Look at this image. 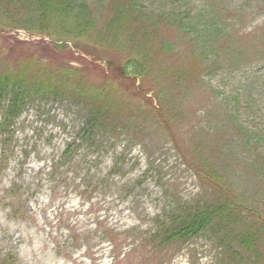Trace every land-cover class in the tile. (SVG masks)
<instances>
[{"label":"rangeland","instance_id":"1","mask_svg":"<svg viewBox=\"0 0 264 264\" xmlns=\"http://www.w3.org/2000/svg\"><path fill=\"white\" fill-rule=\"evenodd\" d=\"M208 1L137 3L144 13L171 9L191 13ZM104 2L117 0L68 3L90 5L99 29L108 15L107 10L98 12ZM224 2L221 6L231 12L243 11L237 19L238 36L230 38L240 36L239 46L245 42L241 37L264 24V0ZM17 19L25 17L10 19L8 25L17 26ZM74 19V13L62 15L48 30L62 34ZM0 20H6L2 13ZM156 29L163 35H157L151 47L163 39L178 54L184 51L180 39L169 36L176 37L173 29L163 24ZM14 31L0 35V72L28 59L42 70L46 67L42 56L64 64L70 61L76 69L89 72L79 79L88 99L100 93L99 67L104 65L94 62L92 52L84 51L82 44L80 55L52 54V58L36 43L42 39L51 44L53 39ZM17 41L26 43L14 46ZM253 42L237 54L215 55L214 67L202 72L199 82L188 79L187 92L173 103L180 116L173 121L172 133L182 147H200L241 208L261 214L263 221L256 225L264 238V35ZM156 57L158 62L160 56ZM73 83L69 89L79 95L81 88ZM105 89L112 90L107 103L108 119L118 126L114 134L91 131L86 141L81 135L80 142L76 132L84 123L86 107L71 92L30 103L7 132L0 133V262L10 257L14 264H221L217 238L225 235L223 228L216 233L212 227L188 242L160 250L148 243L149 235L180 209L197 202L219 206L222 198L198 180L141 97L123 95L116 86Z\"/></svg>","mask_w":264,"mask_h":264},{"label":"trees","instance_id":"2","mask_svg":"<svg viewBox=\"0 0 264 264\" xmlns=\"http://www.w3.org/2000/svg\"><path fill=\"white\" fill-rule=\"evenodd\" d=\"M69 1L0 0V13L6 18L0 20V35L23 29L31 36H55L69 41L79 53L82 49L92 52L94 62L104 65L99 67V79L102 82L100 93L90 98L91 100L88 99L79 79L88 76L89 72L72 67L70 61L64 64L44 60L42 56V64L48 67H40L42 70H37L31 64V59L14 63L11 69L0 72V133L7 132L11 122L30 103L54 100L71 92L70 95L86 107L84 123L76 132L80 142L81 135L86 141L92 135L91 131L95 134H114L118 126L115 128L113 120L108 119L110 107L107 103L112 90L109 92L105 87L116 86L122 89L123 95L139 96L149 108L150 115L169 133L174 147L184 158L186 165L195 172L198 180L222 198L219 206L210 202H197L180 209L178 214L170 217L168 224L149 235L148 243L160 250L188 242L211 231L212 227L216 233H220L223 228L225 235L217 238L220 250L218 260L221 264H264V238L259 237L261 231L256 225L263 221L261 214L256 209L241 208L236 198L230 196L226 181L215 172V166H212L208 157L200 152V147L195 144L191 148L182 147L176 134L172 133L173 121L180 116L173 103L178 97H183L184 91L187 92L185 87L190 84L188 79L194 83L199 82L202 72L214 67L215 55L237 54L243 46L251 47L253 41L264 35L259 34L264 32V24L249 33L248 37H241L245 42L238 46L240 36L232 41L230 38L238 36L235 32L237 19H240L243 11L239 8L231 12L223 8L221 5L225 3L224 0H209L191 13L174 12L173 9L144 13L137 0H117L114 4L104 2L98 7V12L107 10L108 15L99 29L95 28L96 22L89 9L90 5L83 3L71 6ZM69 13H74L75 19L68 30L62 34L50 33L48 29L53 22ZM18 16L25 17V20L17 19V26L8 25V20ZM228 16L231 17L227 18ZM31 23L33 26L27 27ZM159 24H163L165 29L174 30L172 34L176 37L171 34L169 36L180 39L184 48L182 53L178 54L174 45L163 39H160L159 46L151 47L157 35H163L156 29ZM17 27L19 28L16 29ZM191 42L193 46L189 44ZM22 43L26 42L17 41L14 46ZM36 44L42 49V53L52 58L57 54L73 55L65 47L46 44L43 40ZM81 44L84 46L82 49ZM157 55L160 56L158 62ZM52 65L55 68H50ZM72 82H75L72 84L74 88H81L79 95L72 92V88L69 89ZM72 146L65 153H69ZM242 217L247 219L242 222ZM251 221L252 224H249ZM262 233L264 234V230ZM11 262V258L7 257L0 264H14Z\"/></svg>","mask_w":264,"mask_h":264}]
</instances>
